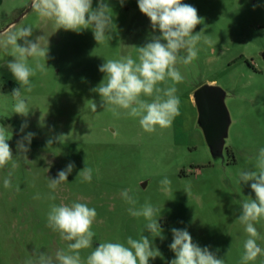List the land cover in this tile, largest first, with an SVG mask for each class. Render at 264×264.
Masks as SVG:
<instances>
[{
    "label": "rangeland",
    "instance_id": "obj_1",
    "mask_svg": "<svg viewBox=\"0 0 264 264\" xmlns=\"http://www.w3.org/2000/svg\"><path fill=\"white\" fill-rule=\"evenodd\" d=\"M182 2L194 6L203 18L194 29V33L203 30L198 58L187 66L177 64L184 76L176 85L181 114L170 128L157 127L156 132L147 133L139 119L126 116L125 110L114 117L92 91L104 79L99 67L107 59L131 55L135 60L136 47L160 35L140 12L137 0H125L123 6L119 0H106L113 24L99 44L91 28L79 33L56 30L52 20L41 19L32 9V0H2L0 32L31 26L29 39L40 37V46L48 45L49 58H40L45 71L37 69L30 78L33 90L22 91L30 109L24 117L13 111L12 90L20 86L7 63L14 57L0 49V125L7 129L18 164L15 170L11 162L0 169V264H25L35 249L53 257L57 250L66 249L70 242L47 227V213L52 204L73 202L97 211L93 247L80 250L82 261L101 242L126 244L129 236L145 235L162 254L149 264H169L175 258L169 248L171 229L177 228L187 229L194 243L208 246L225 264H240L247 234L238 217L242 203L255 199V193L252 181L239 182V174L255 170L259 149L264 147V0ZM97 5L98 0H93L94 9ZM205 36L211 44L203 42ZM28 64L35 68L36 58L29 57ZM206 84L219 85L230 95L227 107L232 125L224 162L211 157L198 128L193 97ZM94 102L95 112L91 110ZM22 123L28 125L23 133ZM27 132L35 136L23 154L25 160L17 157L21 154L16 142ZM60 135L64 136L61 141L47 144ZM69 162L75 164L73 171L58 186L56 199L49 200V179L56 178ZM85 167L93 170L91 183L81 182L78 176ZM10 170L11 187L6 189L3 181ZM165 177L171 180L169 192L160 184ZM188 184L190 197L184 191ZM124 189L131 190L137 208L147 201L160 210L156 219L164 239L145 230L143 217L128 214L129 205L121 197ZM254 226L262 237L257 243L264 248V219ZM249 264H264V256Z\"/></svg>",
    "mask_w": 264,
    "mask_h": 264
},
{
    "label": "clouds",
    "instance_id": "obj_2",
    "mask_svg": "<svg viewBox=\"0 0 264 264\" xmlns=\"http://www.w3.org/2000/svg\"><path fill=\"white\" fill-rule=\"evenodd\" d=\"M121 5L125 0H119ZM138 8L147 16L151 27L159 30V36H153L151 41L143 46L136 47L138 58L131 55L119 59H107L99 67L104 73V79L92 91L100 96V106L110 111L116 118L121 116L120 110L132 118H138L143 131L154 133L157 127L170 128L177 116L181 114L180 98L176 95L177 84L182 83L184 76L177 68V64L185 66L198 58L197 44L202 40L201 33L195 32L197 25L203 22L198 10L191 4L182 0H137ZM93 0H32L31 7L41 19L52 20L56 30L64 29L79 33L91 28L96 42L102 43L106 33L112 30V15L106 0H98V5L93 8ZM31 26L15 28L10 27L4 33H0V49L14 57L7 63V68L13 78L19 84V88L12 90L11 96L15 100L13 111L16 114L27 117L29 107L23 92L30 93L33 90L31 77L36 70L45 71V64L40 63V58L46 61L49 58L48 45L42 48L38 37L35 41L29 39L32 36ZM23 41V44L18 41ZM205 44L211 41L203 37ZM185 52L186 55H181ZM36 58L35 68L30 67L28 58ZM169 81L171 83H169ZM164 84L165 87L159 85ZM143 97L151 98V102ZM91 110H97V104L91 105ZM27 123H22L20 132L27 128ZM35 133L27 132L16 142L18 153L23 155L30 150ZM63 135L50 138L47 141L51 145L54 140L61 141ZM7 129L0 125V169L5 168L11 162L12 170L18 167L14 160L13 150L8 143ZM75 167L74 162H69L64 170L57 173L56 178H50L48 188L49 200H55L58 186L67 181ZM92 169L85 167L79 172L81 182L91 183ZM13 171H9L4 178V187H11ZM247 184L252 181L250 187L255 193V199L249 197L241 205L242 211L238 217L244 225L247 239L243 243V254L240 264H249L258 257L264 256V248L257 241L262 239L259 231L254 226L264 219V147L259 149L256 157L255 170L241 171L239 182ZM164 192L171 191V180L165 177L160 181ZM17 191L19 188L17 187ZM130 189H124L121 197L129 205L128 214L132 217H143L146 221L145 230L152 236L164 239L157 213L160 211L152 204L145 202L139 208L136 207L137 199L130 194ZM188 197L192 195L191 185L184 189ZM37 195L34 199H38ZM97 211L86 203L73 202L71 204H52L47 213V227L57 232L60 238L69 241L66 249H59L55 256L39 252L35 249L32 258L25 264H149L150 259L161 256L158 248L154 247L148 236L142 235L139 239L127 238L126 244L120 242H101L98 247L82 261L80 250L93 247V238L96 233L92 226L96 220ZM172 242L170 250L175 254L169 264H225L224 258H218L208 246L200 247L193 242L187 229L172 228Z\"/></svg>",
    "mask_w": 264,
    "mask_h": 264
},
{
    "label": "water",
    "instance_id": "obj_3",
    "mask_svg": "<svg viewBox=\"0 0 264 264\" xmlns=\"http://www.w3.org/2000/svg\"><path fill=\"white\" fill-rule=\"evenodd\" d=\"M229 97L228 92L215 84L203 85L193 97L198 110V128L203 133L209 153L214 160L223 162L226 161L224 150L232 125L227 107Z\"/></svg>",
    "mask_w": 264,
    "mask_h": 264
},
{
    "label": "flooded vegetation",
    "instance_id": "obj_4",
    "mask_svg": "<svg viewBox=\"0 0 264 264\" xmlns=\"http://www.w3.org/2000/svg\"><path fill=\"white\" fill-rule=\"evenodd\" d=\"M226 149H227V146H226V148H225V150H224L225 157H226ZM226 159H227V157H226Z\"/></svg>",
    "mask_w": 264,
    "mask_h": 264
},
{
    "label": "trees",
    "instance_id": "obj_5",
    "mask_svg": "<svg viewBox=\"0 0 264 264\" xmlns=\"http://www.w3.org/2000/svg\"><path fill=\"white\" fill-rule=\"evenodd\" d=\"M2 4V0H0V5Z\"/></svg>",
    "mask_w": 264,
    "mask_h": 264
}]
</instances>
